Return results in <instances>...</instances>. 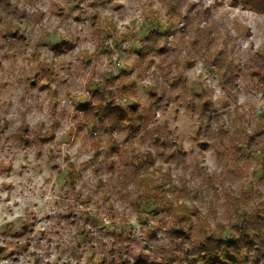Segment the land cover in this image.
Here are the masks:
<instances>
[{"label":"clouds","instance_id":"9594fccd","mask_svg":"<svg viewBox=\"0 0 264 264\" xmlns=\"http://www.w3.org/2000/svg\"><path fill=\"white\" fill-rule=\"evenodd\" d=\"M213 262L264 264V0H0V264Z\"/></svg>","mask_w":264,"mask_h":264},{"label":"rangeland","instance_id":"374dc122","mask_svg":"<svg viewBox=\"0 0 264 264\" xmlns=\"http://www.w3.org/2000/svg\"><path fill=\"white\" fill-rule=\"evenodd\" d=\"M111 98L110 97H108V96H105V100H110ZM182 203H186V202H182ZM155 205H153V207H154ZM177 216H182L183 215V213L179 210V208L176 210V213H175ZM177 228H179V225H177ZM217 233H220L222 230L221 229H216L215 230ZM212 233L211 232H209L208 233V235H211ZM223 234H228V230L227 229H224L223 230ZM201 237H198V236H193V240L195 241V240H197V239H200Z\"/></svg>","mask_w":264,"mask_h":264},{"label":"trees","instance_id":"16d2710c","mask_svg":"<svg viewBox=\"0 0 264 264\" xmlns=\"http://www.w3.org/2000/svg\"><path fill=\"white\" fill-rule=\"evenodd\" d=\"M213 264H215V262H213Z\"/></svg>","mask_w":264,"mask_h":264}]
</instances>
